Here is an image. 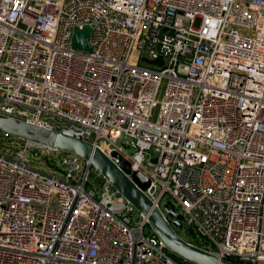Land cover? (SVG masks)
<instances>
[{"label": "built area", "instance_id": "built-area-1", "mask_svg": "<svg viewBox=\"0 0 264 264\" xmlns=\"http://www.w3.org/2000/svg\"><path fill=\"white\" fill-rule=\"evenodd\" d=\"M0 114L123 157L184 239L264 264V0H0ZM0 140V264H181L89 160Z\"/></svg>", "mask_w": 264, "mask_h": 264}, {"label": "water", "instance_id": "water-1", "mask_svg": "<svg viewBox=\"0 0 264 264\" xmlns=\"http://www.w3.org/2000/svg\"><path fill=\"white\" fill-rule=\"evenodd\" d=\"M90 32L91 27L88 25L77 28L73 37L74 47L87 51L92 50L87 40ZM153 62L162 63V60L156 59ZM0 132L8 133L19 139L55 147L89 160L91 166L129 200L139 212L148 216V225L153 233L165 243L171 257L172 255L176 256L190 264H233L181 237L173 227V224L182 227L181 219L183 218L175 204L171 201H167L165 204L167 216L172 218L170 222L144 192V189L150 184V179L140 171L132 170L130 162L123 157L119 164H115L91 142L60 125L49 128L0 114Z\"/></svg>", "mask_w": 264, "mask_h": 264}, {"label": "rangeland", "instance_id": "rangeland-1", "mask_svg": "<svg viewBox=\"0 0 264 264\" xmlns=\"http://www.w3.org/2000/svg\"><path fill=\"white\" fill-rule=\"evenodd\" d=\"M1 151L4 152L5 150H1ZM41 165L43 166L42 163H41ZM44 166L45 167H48L46 164H44ZM96 174H97V171L94 168H92V170H91V177H95ZM149 230L152 231V229L150 228V226H149ZM176 231L180 234L181 237H183V238H187L188 237V233H187V231H186L185 228H182V227H178L177 226L176 227Z\"/></svg>", "mask_w": 264, "mask_h": 264}, {"label": "trees", "instance_id": "trees-1", "mask_svg": "<svg viewBox=\"0 0 264 264\" xmlns=\"http://www.w3.org/2000/svg\"><path fill=\"white\" fill-rule=\"evenodd\" d=\"M172 257H173L176 261H178L179 263H181V264H190V263H188V262H186V261H184V260H182V259H180V258H178V257H176V256H173V255H172Z\"/></svg>", "mask_w": 264, "mask_h": 264}]
</instances>
